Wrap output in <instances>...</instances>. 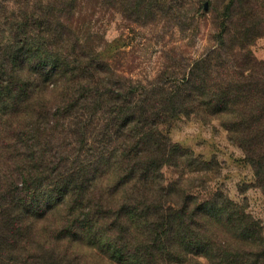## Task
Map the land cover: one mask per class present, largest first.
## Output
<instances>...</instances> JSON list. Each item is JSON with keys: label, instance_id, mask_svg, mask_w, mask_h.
<instances>
[{"label": "trees", "instance_id": "obj_1", "mask_svg": "<svg viewBox=\"0 0 264 264\" xmlns=\"http://www.w3.org/2000/svg\"><path fill=\"white\" fill-rule=\"evenodd\" d=\"M112 14L179 34L211 14V45L137 79ZM258 39L264 0H0V264H264L261 223L208 187L216 161L160 128L219 121L264 194Z\"/></svg>", "mask_w": 264, "mask_h": 264}, {"label": "rangeland", "instance_id": "obj_2", "mask_svg": "<svg viewBox=\"0 0 264 264\" xmlns=\"http://www.w3.org/2000/svg\"><path fill=\"white\" fill-rule=\"evenodd\" d=\"M211 19L208 14L197 31L181 34L163 29L160 24L138 27L119 14L106 16L99 27L112 54L121 52L124 70L134 78L150 80L163 69L170 71L186 65L190 58L203 53L211 45ZM251 49L257 60L264 61V39H258ZM160 128L172 144L216 161L217 175L210 179L208 187L220 189L232 201L243 204L261 223L264 234V194L256 186L253 169L245 162L243 151L228 140L219 121L203 124L192 117H178ZM164 171L168 178L177 176L172 169Z\"/></svg>", "mask_w": 264, "mask_h": 264}]
</instances>
